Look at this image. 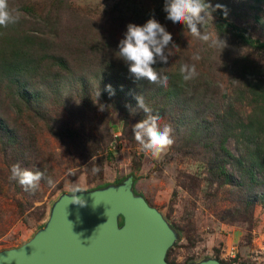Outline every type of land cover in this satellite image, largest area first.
<instances>
[{"label": "rangeland", "instance_id": "374dc122", "mask_svg": "<svg viewBox=\"0 0 264 264\" xmlns=\"http://www.w3.org/2000/svg\"><path fill=\"white\" fill-rule=\"evenodd\" d=\"M13 1L10 8L20 16L16 23L33 36L31 62L23 68L33 96L28 104L11 99L8 79L0 78V175L23 158L36 163L44 177L34 191L0 194V251L43 230L54 204L75 187L84 192L78 195L129 181L132 196L154 209L172 233L167 264H264V174L241 179L234 162L225 161V174L211 179L207 165L214 155L200 141L204 129L222 118L233 123L250 112L238 71L244 67L264 75V48L248 46L217 23H230L264 44V0H205L228 9L226 18L218 9L202 28L225 41L222 50L167 20L165 0ZM150 18L177 47L169 46L167 64L153 65L167 75L166 87L135 80L118 58L127 25L142 26ZM196 54L199 60L192 59ZM185 63L197 71L189 81L174 75ZM123 74L117 82L128 86L124 93L133 96L130 100L105 90ZM140 95L161 117L160 128H172L174 143L159 159L134 139V125L145 118L135 99ZM224 146L234 157L243 151L235 139Z\"/></svg>", "mask_w": 264, "mask_h": 264}, {"label": "water", "instance_id": "95a60500", "mask_svg": "<svg viewBox=\"0 0 264 264\" xmlns=\"http://www.w3.org/2000/svg\"><path fill=\"white\" fill-rule=\"evenodd\" d=\"M77 196L83 207L61 197L44 229L27 243L0 251V264H167L172 233L154 209L132 196L129 181Z\"/></svg>", "mask_w": 264, "mask_h": 264}, {"label": "clouds", "instance_id": "9594fccd", "mask_svg": "<svg viewBox=\"0 0 264 264\" xmlns=\"http://www.w3.org/2000/svg\"><path fill=\"white\" fill-rule=\"evenodd\" d=\"M218 9L226 18L228 9L224 5L217 3L213 6L206 3L205 0H165L163 10L167 13V20L173 24L182 23L192 37L208 44L209 47L222 50L225 47V41L221 40L219 35L208 31L202 32V28L212 22L213 13ZM19 19L18 11L10 8L8 0H0V27L6 28L18 22ZM171 41V34L154 18L148 19L142 26L130 23L117 45L118 58L128 66V71L135 80H145L148 83L166 87L167 75L158 73L153 65L158 62L161 64L169 62L171 56L169 46L177 48ZM192 59L199 60L200 56L196 54ZM179 71L184 81L194 79L197 75L195 64L185 63L181 65ZM105 90L110 95L114 94L111 85H107ZM135 99L137 108L145 114V118L134 125V139L146 154H149L153 159H159L174 143L171 135L172 128L170 125H164L161 129L159 114H153L152 109L145 104L142 95L136 96ZM10 171L9 179L17 181L25 191L38 189L44 177L43 172L22 169L19 164H14ZM94 171L98 172L99 167ZM77 193L84 192L79 187H75L72 194L68 195L70 203L83 207L85 201L78 197Z\"/></svg>", "mask_w": 264, "mask_h": 264}, {"label": "trees", "instance_id": "16d2710c", "mask_svg": "<svg viewBox=\"0 0 264 264\" xmlns=\"http://www.w3.org/2000/svg\"><path fill=\"white\" fill-rule=\"evenodd\" d=\"M254 1V0H253ZM256 3V1H254ZM14 3L13 0H8L9 6ZM18 8L26 9L19 4ZM221 28L230 30L237 38L248 46L255 48H264L263 43L253 41L249 37L242 35L240 31L232 27L230 23L223 22L217 23ZM33 36L30 35L28 30H25L17 23L11 24L8 27H0V78L6 77L8 85L12 88L9 97L19 101L21 104H28L32 94L30 83L32 79H28L26 75L31 62V44ZM125 70L127 65L121 61ZM22 69V71L20 70ZM114 70V69H113ZM109 71V70H108ZM240 79H244L242 84V92L240 95L244 96L243 99L251 104L250 112L242 119H236L231 123L225 118H222L216 127H209L204 134L202 143L205 148H209L211 155H214L213 162H208V171L211 179L217 180L225 174L224 166L226 162L235 164L237 168V176L244 179L250 176L249 179L253 180L254 174H264V75H261L258 70H249L242 68L238 71ZM7 74V75H6ZM179 69L174 71V75H179ZM109 73L103 74L105 80L109 79ZM108 76V77H107ZM119 79L114 82L112 91L117 93L116 98L119 96H126L129 100L132 95H125L124 90L128 89L125 82L119 83L120 79L126 78L125 75H119ZM115 77H113V80ZM104 83V82H103ZM114 89V90H113ZM126 101V99H125ZM131 105V102H127ZM1 126V122H0ZM235 139L237 142L242 143L243 151L238 156L234 157L225 148V141L228 139ZM20 167L31 171H36V163L25 161L23 158ZM226 161V162H225ZM31 162V163H30ZM35 168V169H34ZM41 170V169H40ZM11 171L7 170L4 175H0V194H5L6 191L13 189L15 194H24L26 191L21 185L15 181L10 180ZM248 190L250 187H246ZM22 201V199H20ZM17 208L20 204H16Z\"/></svg>", "mask_w": 264, "mask_h": 264}, {"label": "built area", "instance_id": "2783aa9c", "mask_svg": "<svg viewBox=\"0 0 264 264\" xmlns=\"http://www.w3.org/2000/svg\"><path fill=\"white\" fill-rule=\"evenodd\" d=\"M229 252H232V249H230ZM230 257L233 258V253H230Z\"/></svg>", "mask_w": 264, "mask_h": 264}]
</instances>
